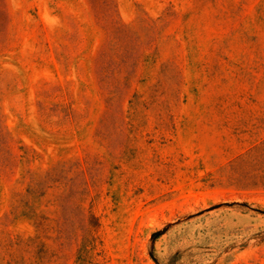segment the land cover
<instances>
[{
	"label": "rangeland",
	"instance_id": "obj_1",
	"mask_svg": "<svg viewBox=\"0 0 264 264\" xmlns=\"http://www.w3.org/2000/svg\"><path fill=\"white\" fill-rule=\"evenodd\" d=\"M0 264H264V0H0Z\"/></svg>",
	"mask_w": 264,
	"mask_h": 264
}]
</instances>
